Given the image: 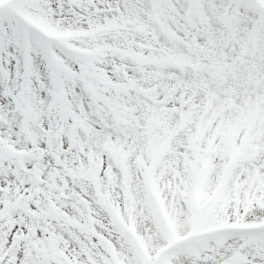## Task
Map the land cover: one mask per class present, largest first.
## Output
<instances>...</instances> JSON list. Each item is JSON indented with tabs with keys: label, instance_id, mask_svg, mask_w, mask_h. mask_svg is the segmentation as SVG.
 <instances>
[{
	"label": "snow or ice",
	"instance_id": "obj_1",
	"mask_svg": "<svg viewBox=\"0 0 264 264\" xmlns=\"http://www.w3.org/2000/svg\"><path fill=\"white\" fill-rule=\"evenodd\" d=\"M0 264H264V0H0Z\"/></svg>",
	"mask_w": 264,
	"mask_h": 264
}]
</instances>
